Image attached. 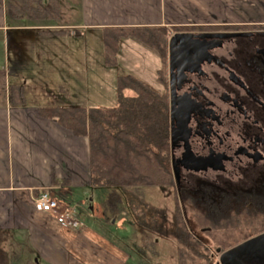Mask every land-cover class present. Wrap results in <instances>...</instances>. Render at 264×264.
I'll use <instances>...</instances> for the list:
<instances>
[{"label":"crops","instance_id":"1","mask_svg":"<svg viewBox=\"0 0 264 264\" xmlns=\"http://www.w3.org/2000/svg\"><path fill=\"white\" fill-rule=\"evenodd\" d=\"M6 1L20 7L19 13L15 10L6 16ZM13 1L17 0H0V231L21 252L8 251L19 260L25 253L24 261L30 257L38 264H128L129 257L120 246L83 222L91 214L101 219L103 202L96 204L97 191L90 185L88 139L42 118L38 109L45 106L29 102V95L38 98L48 92L55 99H65L63 106L48 107L86 106L84 74L95 71H91L92 61L77 63L76 59L88 56L81 44L88 33L264 23V2L18 0L16 5ZM41 7L52 10L49 18H39ZM68 59H74V65ZM160 69L161 65L155 71L156 79ZM54 72L80 78L72 83L66 78L61 88L59 79L49 77ZM12 85L22 87V105L11 103ZM110 89L116 100L115 85ZM43 192L58 203L59 213L70 214L79 227L68 228L53 215L36 212L32 201Z\"/></svg>","mask_w":264,"mask_h":264},{"label":"flooded vegetation","instance_id":"2","mask_svg":"<svg viewBox=\"0 0 264 264\" xmlns=\"http://www.w3.org/2000/svg\"><path fill=\"white\" fill-rule=\"evenodd\" d=\"M196 27L168 36L162 83L157 77L164 129L154 133H168L174 197L183 190L213 201L222 215L238 212L242 226L233 230L258 231L240 245L264 233V23ZM175 34L183 37L170 51ZM224 252L216 254L219 264ZM225 264H264V243Z\"/></svg>","mask_w":264,"mask_h":264},{"label":"trees","instance_id":"3","mask_svg":"<svg viewBox=\"0 0 264 264\" xmlns=\"http://www.w3.org/2000/svg\"><path fill=\"white\" fill-rule=\"evenodd\" d=\"M237 1L264 2V0ZM5 8L8 17L14 15L15 10L18 13L21 10L20 7L12 6L7 1ZM38 13L41 19L49 18L52 10L41 7ZM165 30L163 27H131L119 28L115 32L119 38L135 39L152 49L158 54L163 65L169 36H167L168 32L165 34ZM113 53L115 59L118 51ZM163 77L164 70L160 69L158 79L160 78L161 83ZM115 80L114 106L44 107L38 109V113L45 120L57 122L75 136L88 139L90 185L96 189H109L102 205L113 219H119L123 210L122 196L117 191L119 188L130 194L128 205L136 224L143 231L162 235L165 223L162 210L145 203L138 192L145 186L173 187L172 174L165 167L168 133H154L164 129V95L131 75H120ZM22 95V87L13 85L10 87V100L13 105L24 103ZM179 192V197H175L172 229V234L179 245L178 264H219L209 242L212 241L217 245L216 248L227 251L231 246L236 245L235 242L238 243L257 234L256 229L252 230L253 232L233 230V227L242 226L238 212L222 215L215 212L220 207L213 201L201 202L182 196L185 194L183 190ZM188 217L193 220L195 227L207 241L201 240L188 227ZM229 233L236 237L226 243L225 235ZM217 235L220 238L216 239ZM7 239L8 235L0 231V264H20L17 254L5 250L4 244ZM24 264L38 263L26 260Z\"/></svg>","mask_w":264,"mask_h":264},{"label":"rangeland","instance_id":"4","mask_svg":"<svg viewBox=\"0 0 264 264\" xmlns=\"http://www.w3.org/2000/svg\"><path fill=\"white\" fill-rule=\"evenodd\" d=\"M13 3H17L16 5H19L20 1H13ZM184 27L185 25L174 26L171 29L175 30L176 28L181 29ZM196 28H207V26H198ZM172 30L169 31L166 29L165 34H167L166 32L170 34ZM169 34H167V36ZM83 38L84 40H82L83 42H81V44H83L84 48L87 50L88 56L87 58L78 57L76 59L77 63H88L89 61H92L93 65L91 68H93L91 71H95V73L93 75L84 74V77L87 79V83L84 84V86H86V92L85 97L83 98L86 106L82 107L94 108L96 106H114L116 100L110 87H113L116 84L115 79H117L120 75L134 76L143 83L147 84L154 91H158L160 89L155 72L158 68H160V65L157 60V55L153 53L154 51L152 49H149L135 39L119 38L117 37V32H106L102 34L88 33L87 36ZM78 43H80V41H78ZM116 50L118 51V54L114 59L113 52ZM68 61L69 63L72 61L71 65H74V59H68ZM49 77L53 80L59 79L58 82L61 85V88L64 84L63 80H66V78H68L69 81L71 80V83L74 79L80 78L79 75H73L70 72L66 74L56 72ZM68 84L70 85L69 82ZM60 96H62V94H60ZM28 101L48 107L49 104H56L54 106H60L64 104L65 99H55L52 94H48V92H41V95L38 98L30 94ZM96 191L98 195L96 204H100V202L105 200L109 189L97 188ZM117 191L122 196L123 204V210L120 218L113 219L111 215L105 211L101 203V219L98 217L95 218L94 215L91 214L89 217L83 219L84 224L99 229V234H102L106 240L120 246L127 254V257H129L128 264H178L177 250L179 245L172 234L174 224L175 188L145 186L141 187L139 190L140 192H138L145 203L162 210L165 218L162 235L143 231L136 224L134 216L129 208L128 197L130 194L119 188ZM87 212H90L89 208H87ZM187 219L188 227L194 232V234L198 235L201 240L207 241L206 237L201 234L197 227H195L193 220L190 217ZM225 237L226 240L224 241L227 243L228 241H233V238L236 237V235H230L229 233L226 234ZM239 237H241V235H239ZM218 238H220V236L217 235L216 239ZM239 242L241 241H238V243ZM235 243L238 244L237 242ZM5 244V250L8 251L11 249L13 251L21 252L16 249L15 246H11L10 239H7ZM208 244L211 246V250L215 251V246L217 245L212 243V241ZM26 257L28 256L25 253L21 254L18 262H20V264H24V258L26 259ZM29 259L31 261L30 257ZM215 259L217 260V255Z\"/></svg>","mask_w":264,"mask_h":264},{"label":"water","instance_id":"5","mask_svg":"<svg viewBox=\"0 0 264 264\" xmlns=\"http://www.w3.org/2000/svg\"><path fill=\"white\" fill-rule=\"evenodd\" d=\"M182 35L181 34H175L170 38V51H172V46L176 40H178ZM188 36H196V37H202L201 35H188ZM183 37V36H182ZM174 176L175 179L178 180V172L176 169H174ZM264 243V233L252 238L248 239L247 241L243 242L240 245L235 246L234 248L222 253L220 257L221 264H225L226 260H231L233 258H236L238 256H241L245 253H253L255 250H257L261 244ZM220 252V249L216 250V254Z\"/></svg>","mask_w":264,"mask_h":264},{"label":"built area","instance_id":"6","mask_svg":"<svg viewBox=\"0 0 264 264\" xmlns=\"http://www.w3.org/2000/svg\"><path fill=\"white\" fill-rule=\"evenodd\" d=\"M32 205L36 212L53 215L63 226L72 229L79 227V223L75 221L74 217H71L70 214H62L58 212V203L51 199L46 192H43L39 196L35 197L32 201Z\"/></svg>","mask_w":264,"mask_h":264}]
</instances>
